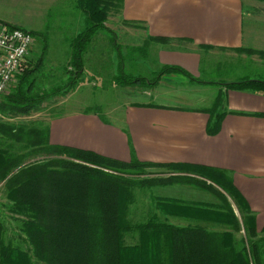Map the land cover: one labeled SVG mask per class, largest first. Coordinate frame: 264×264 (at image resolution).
<instances>
[{"label": "trees", "instance_id": "trees-1", "mask_svg": "<svg viewBox=\"0 0 264 264\" xmlns=\"http://www.w3.org/2000/svg\"><path fill=\"white\" fill-rule=\"evenodd\" d=\"M122 1L74 0L76 9L83 15L84 26L69 41L67 83L38 89L34 73L42 65L40 56L31 68L28 65L17 76L15 85L1 97L0 111L27 115L46 99L67 94L83 74L84 54L100 34L110 35V46L119 52L116 35L105 21L108 8L119 9ZM40 38L44 53L45 36ZM168 40L149 37L141 47L133 46L129 51L146 55V43ZM246 52L264 55L263 51L246 49ZM122 66L117 61L118 72L114 71V76L118 77ZM170 73L200 81L179 65L165 64L153 80L122 77L118 83L153 86L161 76ZM222 84L264 93V80ZM209 114L207 132L216 134L224 112L212 107ZM253 115L264 117L261 112ZM0 135L9 143L5 148L0 147V182L11 202L9 209L22 216L21 231L29 245L25 249L7 242L0 220V264H264V236L252 239L257 233L246 215L242 216L245 237L237 244L231 232L177 226L161 220L154 212L145 221L129 219L136 190L185 183L216 195L221 203L211 205L158 197L155 208L166 215L227 222L233 230H239L240 223L227 196L241 212L246 210L245 202L221 170L204 165L142 161L135 157L122 161L92 150L54 144L49 140L46 125L0 123ZM29 157L40 158L28 161ZM152 168L166 171L154 172ZM130 232L137 233L135 243L125 241V235Z\"/></svg>", "mask_w": 264, "mask_h": 264}, {"label": "crops", "instance_id": "crops-1", "mask_svg": "<svg viewBox=\"0 0 264 264\" xmlns=\"http://www.w3.org/2000/svg\"><path fill=\"white\" fill-rule=\"evenodd\" d=\"M21 1L26 11L22 17L4 19L0 15V20L31 33L40 32L49 11L55 8L57 28L62 29V34L66 26H73L77 20L75 14L79 11L74 0ZM110 13L105 25L120 31L123 43H140L129 42L137 35L141 42L149 37L169 39L164 43L149 42L150 47L154 46L159 68L165 64L179 65L199 79L203 55L210 56L212 51L264 64V55L246 52V49L264 52V0H123L118 18L113 21ZM172 80L161 76L154 88L150 87L155 91L147 94L149 100L130 102L115 121L85 110H67L50 116L44 124L49 128V140L122 161L135 157L142 161L204 165L221 170L245 202L246 210L241 212L227 196L240 223L239 230H233L227 222L166 215L158 209L154 213L177 226L231 232L236 244L246 233L242 216L250 217L255 232L261 233L264 230V117L253 113H264V93L228 88L223 82H216L220 92L224 91V116L218 132L209 134L207 123L212 107L181 104L183 97L169 89ZM157 86L160 88L156 90ZM197 100L203 104L207 101ZM169 186L179 188V194L204 199L190 202L221 203L216 195L205 190L183 189V183L152 187L154 203L158 197L186 201L181 196L163 194V189ZM239 232L243 233L242 237Z\"/></svg>", "mask_w": 264, "mask_h": 264}, {"label": "rangeland", "instance_id": "rangeland-1", "mask_svg": "<svg viewBox=\"0 0 264 264\" xmlns=\"http://www.w3.org/2000/svg\"><path fill=\"white\" fill-rule=\"evenodd\" d=\"M21 2V0H0L1 18L16 19L20 18V16L22 17L26 11L24 4H21ZM108 10L111 12L110 16L113 21L118 18L117 6H111ZM49 12L51 13L44 20L45 24L43 28L41 27L40 32H33L34 42L27 55V63L28 61L30 62L27 64L29 68L41 56L40 62L42 65L34 73L38 89H49L53 86L65 85L67 83L69 76V41L75 33L83 28V16L79 11L75 14L77 20L74 21V25L71 27L66 26L62 34V29L57 28L56 9L52 8ZM113 28L112 33L118 35V38L116 35V40L120 45L119 52L110 46L108 40L110 35L102 32L104 35H98V38L94 39L88 51L84 54V71L72 90L63 96L46 99L27 115H16L0 111V123L45 126L44 124L50 116L67 110L98 112L102 118L115 121V118L123 112V109L130 102L149 100L150 98L147 94H153L155 90L152 88L155 85L147 86L143 83L123 85L118 83V81L123 80V78L133 79L135 77L149 80L156 78L159 63L155 57L154 46L150 47L147 43L145 44L146 55H143L141 52H131L129 51L130 47H141L143 45L144 42H141V37L137 35V37L135 36L136 38L132 36L130 39L129 42L131 43L140 41L136 45L123 43L121 32L116 30L115 27ZM39 34L45 36L47 47L44 53H42L43 44ZM236 57H225V54L213 51L210 52V56L209 54L203 55L199 74L200 81L191 80L181 73H170L163 76L173 79L169 89L172 93L183 97L181 104L199 105L203 109L216 107L217 112H219L225 108V97L223 95L224 91L220 92V88L218 89L216 82L224 83L230 82V80L235 82L246 79L264 80V64H255L249 59H243V57L239 59ZM117 61L123 64L118 77L113 75L114 71L118 72V69H116ZM159 88L160 86H157L156 90ZM199 98H206L207 101L204 104L199 103L197 100ZM6 142L3 141L0 135V147L5 148L9 146V143ZM39 158L29 157L27 160L32 161ZM151 170L154 172L166 171L161 168H152ZM183 185H185L183 189L196 188L190 184L183 183ZM173 187L162 188V193L181 196L188 202L190 200H204L200 196L191 195V197L179 194V188L174 189ZM149 190L150 192L147 189L135 191L136 201L130 207V214L128 215L131 222L145 221L156 210L155 203L153 202V194L155 193L152 192L151 188ZM10 205L11 202L6 197L3 182H0V220L4 225V238L7 242L26 249L29 245L26 243L24 234L21 231L22 216L12 212L9 209ZM159 217L163 220L161 216ZM240 236H243L242 232H239ZM262 236H264V230L258 233L254 239ZM125 241L126 243H135L137 241V233H127Z\"/></svg>", "mask_w": 264, "mask_h": 264}, {"label": "built area", "instance_id": "built-area-1", "mask_svg": "<svg viewBox=\"0 0 264 264\" xmlns=\"http://www.w3.org/2000/svg\"><path fill=\"white\" fill-rule=\"evenodd\" d=\"M34 36L28 30L0 20V99L9 92L27 66Z\"/></svg>", "mask_w": 264, "mask_h": 264}]
</instances>
